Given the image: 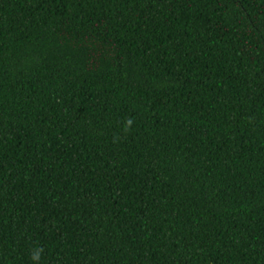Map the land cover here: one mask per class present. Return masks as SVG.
<instances>
[{
	"label": "trees",
	"instance_id": "1",
	"mask_svg": "<svg viewBox=\"0 0 264 264\" xmlns=\"http://www.w3.org/2000/svg\"><path fill=\"white\" fill-rule=\"evenodd\" d=\"M0 264H264V0H0Z\"/></svg>",
	"mask_w": 264,
	"mask_h": 264
},
{
	"label": "clouds",
	"instance_id": "2",
	"mask_svg": "<svg viewBox=\"0 0 264 264\" xmlns=\"http://www.w3.org/2000/svg\"><path fill=\"white\" fill-rule=\"evenodd\" d=\"M132 123H133L132 120L126 121L125 128H124L125 132H127L131 128ZM39 258H40V252H39V250H35L33 255H32V260L34 262H37L39 260Z\"/></svg>",
	"mask_w": 264,
	"mask_h": 264
}]
</instances>
